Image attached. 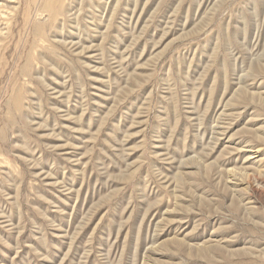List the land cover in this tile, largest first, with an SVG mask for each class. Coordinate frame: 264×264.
<instances>
[{
  "label": "rangeland",
  "instance_id": "1",
  "mask_svg": "<svg viewBox=\"0 0 264 264\" xmlns=\"http://www.w3.org/2000/svg\"><path fill=\"white\" fill-rule=\"evenodd\" d=\"M0 264H264V0H0Z\"/></svg>",
  "mask_w": 264,
  "mask_h": 264
}]
</instances>
